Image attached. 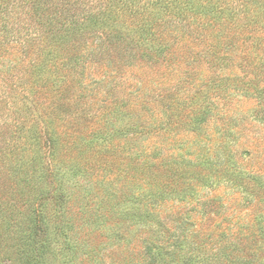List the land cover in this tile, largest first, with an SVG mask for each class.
Segmentation results:
<instances>
[{"label": "trees", "instance_id": "obj_1", "mask_svg": "<svg viewBox=\"0 0 264 264\" xmlns=\"http://www.w3.org/2000/svg\"><path fill=\"white\" fill-rule=\"evenodd\" d=\"M67 2L61 6L56 0H0V57L8 52L5 47L10 30L2 27V15L9 5L14 10L28 6L27 14L41 26L38 39L31 40L36 47L30 40L26 46L27 55L35 50L37 60L28 66L26 60L15 63L14 69L23 63V70L14 82L23 99L12 93L4 99L0 96V169H7L9 185L7 198L0 199V264H101L92 254L93 247L100 249L102 238L109 240L120 234L119 223L107 216V211L117 205L123 210L122 216L127 217V210L136 208L139 196L132 187L122 201L113 197L99 200L81 185V178H89L97 172L106 173L114 170L110 169L114 166L128 184L137 186L140 183L155 189L147 194V198L156 200L193 197L199 182L206 183L200 179L193 185L189 177H183L192 171L187 162L151 165L140 163L133 154H127L131 148L125 147L123 138L131 126L123 119V104L116 99L107 98L102 104L97 102L98 108L97 103L87 105L81 98L67 101L66 93L75 90L81 80L77 76L72 85L67 77L64 78L66 70L75 69V73L83 76L87 67V59L76 56L77 41L92 39V45L95 42L99 48L116 45L121 38L117 39L112 27L123 24L124 20L136 24L138 37L134 39L138 43L147 42L152 29L162 23H169L164 26L167 29L195 25L204 36L212 38L214 45L224 43L235 47L241 44L245 63L254 69L264 67V0H105L98 12L84 10L80 18L75 14L77 18L73 22L63 24L61 16L72 7L77 13L81 5L76 1L73 4ZM142 3L144 9L138 7ZM25 42L20 45L24 50ZM22 53L26 55L24 51ZM63 57L65 64H62ZM0 82L4 81L0 79ZM259 82L253 80L251 86L262 93ZM260 98H264L262 94ZM22 109L26 111L28 122L22 118V125L15 126L19 124L17 115ZM34 109L40 111L35 120ZM204 113L193 116V121L203 122ZM189 116L186 114L184 120ZM166 119V126L175 120L171 107ZM30 120H34L35 126H28ZM11 125L18 127L15 134L18 133L21 144L15 145L18 151L16 148L15 152L10 151L5 156L3 143ZM240 178L234 183L264 202V176L258 172L249 173V182ZM205 208L209 216L214 217L210 202H206ZM256 212L258 218L261 217L256 227L248 229L247 238L254 240L259 236V241L264 242V209L258 208ZM231 234L229 229H222L223 240L233 239ZM236 239L239 242L234 241L226 247L227 258H231L234 251H241V246L245 252L249 250L239 264H263V246L259 248L261 252H256L253 244L245 241L244 235L236 236ZM179 243L177 241L176 250L169 257L163 248L151 254L153 246L148 244L145 247V255L150 259L148 263L178 264L180 259L187 264H215L212 258L189 255L183 259L178 252Z\"/></svg>", "mask_w": 264, "mask_h": 264}, {"label": "rangeland", "instance_id": "obj_2", "mask_svg": "<svg viewBox=\"0 0 264 264\" xmlns=\"http://www.w3.org/2000/svg\"><path fill=\"white\" fill-rule=\"evenodd\" d=\"M56 1L61 6L67 1L81 4L77 13L72 7L61 16L63 24L73 22L77 18L75 14L80 18L84 10L98 12L105 5V0ZM143 6V3L138 5L144 9ZM28 8L25 5L24 9L21 6L23 10H14L9 5L2 15V27L10 30L8 46L5 47L8 52L0 57V79L4 81L0 82L2 99L9 93L18 94L23 99L22 92L14 87L23 63L14 69L17 67L15 63L26 60L28 66L37 60L36 51L32 49L33 52L27 55L26 46H29L27 40L38 39L41 26L38 20L27 14ZM135 25L124 20L123 24L112 27L121 42L108 44L109 48H99L95 42L92 45V39L77 41L76 56L86 58L87 67L83 76L75 73V69L66 70L64 78L67 77V81L74 85L79 76L81 82L75 90L67 92L65 98L68 102L81 98L87 105L102 104L107 98L116 99L123 104V119L131 126L123 138L125 147L131 148L127 154H133L132 157L140 163L151 165L187 162L192 171L183 177H189L193 185L200 179L206 183L199 182L193 197L156 200L147 198V194L155 189L140 183L137 186L131 182L128 184L114 166L110 168L114 170L106 173L97 172L89 178H81V185L99 200L113 197L122 201L132 187L139 196L136 208L127 210V217L122 216L123 210L117 205L107 211V216L119 223L120 234L109 240L102 238V247H93L92 254L100 259L101 264H150L145 255L148 244L153 246L151 254L163 248L169 257L179 241L178 252L183 259L191 255L212 258L215 264H234L235 257L236 264H239L249 249L245 252L239 246L241 251H234L231 258L224 253L229 244L239 242L236 236L244 235L245 241L249 240L256 252H261L259 248L264 247L259 236L254 240L247 238L248 229L256 227L261 217L258 218L256 210L264 209V202L234 183L241 176L244 178L240 179L249 182V173L258 172L264 176V98H260L261 94L264 97V67L254 69L246 64L241 44L235 47L224 43L214 45L212 38L204 36L195 25L167 29L164 26L169 23H162L152 29L149 40L144 43L135 42L134 38L138 37ZM25 40L26 50L20 47ZM62 64H65L64 57ZM253 80L260 81L262 93L253 89ZM170 107L175 112V120L166 126V113ZM201 112H205L202 117L205 120L193 121V116ZM25 114L24 109L18 112L19 124L15 126L22 125V118L28 122ZM39 114L40 111L34 109V120ZM186 114L190 116L184 120ZM34 120H30L28 126H35ZM14 125L10 126L3 143L5 156L10 151L15 152L21 144L18 133L15 134L18 127ZM0 170H3L0 172V199H6L9 194L7 169L2 167ZM247 186L251 187V184ZM206 202H210L214 217L209 216ZM138 208L141 211L135 212ZM205 227L208 228L205 230ZM222 229H229L233 239L223 240ZM177 262L187 264L180 259Z\"/></svg>", "mask_w": 264, "mask_h": 264}]
</instances>
